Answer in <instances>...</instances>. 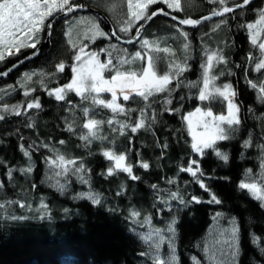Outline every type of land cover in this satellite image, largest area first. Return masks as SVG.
Wrapping results in <instances>:
<instances>
[{
	"label": "trees",
	"instance_id": "1",
	"mask_svg": "<svg viewBox=\"0 0 264 264\" xmlns=\"http://www.w3.org/2000/svg\"><path fill=\"white\" fill-rule=\"evenodd\" d=\"M106 1L75 0V3L102 11L121 38H132L138 25L130 33H120L121 24L117 23L120 20L113 19L103 9ZM241 2L235 0V3ZM183 3V11L157 4L149 12L163 8L179 17L200 18L220 9L211 0H183ZM227 5H234L233 0H227ZM260 10H264V0H255L244 9L198 28H186L170 18L158 16L146 27L140 40L148 39L154 46L158 43L160 48H168V53L148 52L139 41L125 45L114 38H97L93 42L85 34L86 26L80 23L81 18L95 20L104 32L109 31L90 12H75L60 19L37 58L0 79V89H3L0 114L5 116L0 120V205H3L0 208V264H153L150 256L141 255L148 251V244L140 234L147 233L150 227L164 229L167 241L172 234L166 229L173 219L178 264H196V260L200 264H232L229 244L233 221L239 229L235 264H264V207L248 190L239 188L241 181H264L261 167L264 150L258 147L264 144V103L257 100L259 86L264 84V69L260 72L255 69L262 55L258 47L261 42L253 46L246 28L247 23L259 19ZM222 20L226 23H221ZM47 31L46 22L36 49L46 40ZM181 32L187 33V37ZM70 41L78 46L86 44V50L97 52L114 44L113 57L131 59L136 51L153 55L158 60V75L170 72L175 63L185 71L178 81H172L169 91L157 93L147 101L135 94L128 101L120 96L118 103L125 112L114 114L74 91L68 92L64 101H58L48 92L71 82L74 75L71 66L75 64L77 50ZM36 49H22L18 55L0 62V73ZM213 52L224 56L226 63L214 62L211 74L218 77L215 80L218 86H232L236 92L234 103L240 106L238 131L232 139L217 142L218 149L229 155L227 163L219 160L212 149L205 150L203 156L192 150V136L184 119L197 108L206 111L210 108L214 115H227V102L221 98L199 99L203 66L207 55ZM100 57L103 61L108 58L104 52ZM61 62L65 69L57 72L55 65ZM113 63L121 67L117 59ZM144 66L146 61L137 60L123 65L121 70L139 71ZM25 73L36 75L31 81H25ZM105 77L109 78L110 73L106 71ZM249 81L257 84V88L253 89ZM25 91L29 92L28 96L24 95ZM99 98L109 101L111 96L101 93ZM35 100H39L41 108L27 109V103ZM16 104L21 105V115L2 111L4 105ZM85 108L89 109L87 114ZM142 111L145 127L136 132L126 127L121 132V124L135 126ZM89 119L104 121L97 135L106 139L90 137L89 142L81 138L89 134L83 127ZM109 120L113 123L108 124ZM246 139H251L252 147H244ZM21 146L30 156H24ZM105 151L125 155L132 166V175L138 179L116 169L114 161L103 155ZM59 156L76 161L75 166H68L73 171L57 175L62 170L50 161ZM192 160L199 162L203 171L200 178L221 203H209L210 193L189 173L181 171ZM143 163L149 167L143 168ZM29 165L32 172L19 170ZM81 165L85 171L76 174L75 168ZM110 167L111 175L107 172ZM8 169L13 170L11 178L7 175ZM81 175L87 183L81 182ZM89 192L100 199L99 204L79 196ZM172 193L184 203L173 199ZM192 196L201 202H192ZM21 203L25 206L20 207ZM42 204L47 208L42 209ZM132 211L140 213L141 221L151 217V225L134 224ZM217 213L221 215L216 217ZM13 216L25 218L12 219ZM255 237L260 238L259 243L254 242ZM168 252L165 242L160 249L162 258Z\"/></svg>",
	"mask_w": 264,
	"mask_h": 264
},
{
	"label": "snow or ice",
	"instance_id": "2",
	"mask_svg": "<svg viewBox=\"0 0 264 264\" xmlns=\"http://www.w3.org/2000/svg\"><path fill=\"white\" fill-rule=\"evenodd\" d=\"M211 2L220 5V11H212L210 16H203L200 19H178L173 16L172 19H178L179 25H198L203 20L211 19L216 16H224L226 13H232L238 8H243L251 3V0H242V3H235L233 0L234 7L227 6V0H211ZM120 3L126 6L127 18L122 22L117 21L121 26L118 28L120 33H130L133 27H136L135 36L131 38L129 43L132 41L139 40L140 30L144 27L141 21H150L153 17L158 15L170 16V12H166L163 8H158L156 11L149 12V9L153 5L164 4L170 10L183 11L182 0H120ZM109 11L115 12L116 4L109 0ZM83 5L75 3V0H0V62H3L8 57H13L18 55L22 49H36L37 44L40 42V34L43 32L46 22L47 28L50 31L52 27L51 21L55 19L57 14H70L76 12ZM81 24L86 26V35L93 42L97 38H105L111 40L116 36V30H111L110 33L104 32L99 23L92 19L81 18ZM221 23H226V21H221ZM219 27V25H217ZM246 28L249 30L250 41L253 46L257 45V39L261 32H264V10L259 11V19L255 23H247ZM69 36L72 32L69 31ZM185 38L187 33L181 32ZM142 48L148 52H164L168 53L170 50L168 48H160L159 44H155L148 39L139 40ZM71 43V41H70ZM73 49H76V54L74 60L76 64L71 66V71L74 74L72 76L71 82L65 84L62 87H56L48 92L49 96H54L58 101H64L66 94L68 92H75L77 95L84 99H91L92 103L97 106H102L104 108L110 109L112 113L125 112V108L119 104L118 94L122 95L123 100L128 101L133 94L138 95L142 100L147 101L149 97L154 96L157 93L169 91V85L175 79L178 81L179 76L185 71L179 63H175L171 66V71L163 75H158L156 68L158 65V60L153 57V55H142L141 51H136L132 55L131 59L125 56L113 57L111 49H115L116 45L110 44L108 48L100 49L97 51H86L87 45L83 44L78 46L75 43H71ZM189 45L184 44V48L187 49ZM259 50L261 52V58L255 64V69L260 72L264 69V42L259 43ZM126 52V50H123ZM107 53L108 58L101 62L100 53ZM36 52L31 53L30 56L25 57V59L31 58V56L36 55ZM117 59L121 67H117L113 60ZM141 60L146 61V66L142 67L139 71L133 70L131 68L127 70H121L123 65H131L135 61ZM214 62L216 64L226 63L224 56L220 55L218 52H213L207 55L206 64L204 67L203 76V88L200 90L199 99L201 101L209 100L212 98L219 97L223 101L227 102V115L220 114L214 115L212 110L209 108L207 111H202L197 108L195 112H190L184 119L187 121L189 132L192 136L191 148L195 153L203 156L205 150L212 149L214 155L221 161L227 163L229 161V155L217 147L218 141H226L233 138V134L238 131V126L241 121L239 118L240 106L234 103V98L236 92L232 89L230 84H223L222 86H215L214 81L218 77L211 75V70L214 67ZM23 63V60L19 61ZM16 65H13L15 67ZM57 72H63L65 69V64L63 62L55 65ZM11 69L0 74L7 76ZM110 73V77H105V72ZM222 74V73H221ZM33 75L36 73H25V81H31ZM43 84L44 81L41 80ZM253 89L257 88V84L249 81ZM211 85V87H210ZM26 86V85H25ZM177 86H179L177 84ZM3 89H0L2 91ZM111 93V100L105 101L99 98L101 93ZM25 96L29 95L28 91L24 92ZM257 100L264 103V84H261L258 89ZM171 103V101H167ZM27 109H40L41 104L39 100L29 102L26 105ZM21 105L16 104L9 107L4 105L3 112H11L14 115H21L20 111ZM85 114L89 112V109H84ZM195 117V120L193 119ZM5 116L0 114V120H4ZM104 123V121H98L95 119H89L87 123L83 125L85 129L88 130V135L82 136L81 138L86 141H90V137H95L97 139H106L105 137H100L97 135L99 127ZM113 120H109L108 124H112ZM119 123V121H116ZM31 126V125H29ZM131 127L132 132H136L139 129L145 127V120L143 118V111L141 113V119L135 126L129 124H121V132L124 128ZM197 129H201L198 131ZM69 130L71 131V125H69ZM63 143V141H61ZM244 147H252L251 139H246L244 141ZM259 148L264 150V144L258 145ZM23 150V146H21ZM24 156H30L27 150H23ZM103 155L110 161L115 162V168L120 169L124 172L129 173L132 179H138V177L132 175V166L126 165L124 161L126 160L125 155H115L112 151H105ZM50 163L59 167L62 171L57 173V175L64 174L73 171V168L68 167L69 165L75 166V160H65L64 156H59L56 160H51ZM143 168L147 169L149 167L148 163H143L141 165ZM195 166V167H194ZM261 167L264 168V159H262ZM21 172L30 173L33 171L32 167L29 165L27 168L19 169ZM85 171L84 167L81 165L75 168L76 174H81ZM181 171L189 173L199 184V186L210 193L209 203L219 204L221 201L217 198L214 193L200 178L203 176V171L199 166L197 160H192L187 167L181 168ZM251 172V170H248ZM109 175L113 173V169L110 167L107 169ZM13 170L8 169L7 175L9 178L12 177ZM82 183H87L80 176ZM63 189V185H60ZM239 188L243 190H248L249 194L257 201L261 202V206L264 207V181L261 183H246L241 181ZM81 198H87L92 201L93 204H99L100 199L94 193H80ZM173 199H180L176 193H172ZM191 201L195 203H200L201 201L195 197H191ZM181 203H184L180 199ZM20 207L25 205L21 203ZM3 205H0L2 208ZM42 209H46L47 205L42 204ZM67 211V209H65ZM221 214L217 213L216 217ZM140 213L138 211L131 212V219L134 224H139L141 226L151 225V217H145L143 221L139 219ZM12 219H24L25 217H11ZM215 218V217H214ZM175 219L167 226V231L172 234L171 238H166L163 236L164 229L151 228L145 234H140V238L148 244V251L141 253L144 256H150L153 264H178V256L175 250L174 237L176 234L175 229ZM135 231V229H132ZM238 225L233 221V226L231 228V243L229 248L231 250V256L233 257L232 264H235L234 258L237 255V239H238ZM259 237L254 238L255 243H259ZM167 242L169 246V252L161 256L160 249L163 244ZM195 259V258H194ZM215 259V257H213ZM196 264H200L199 260H196Z\"/></svg>",
	"mask_w": 264,
	"mask_h": 264
},
{
	"label": "water",
	"instance_id": "3",
	"mask_svg": "<svg viewBox=\"0 0 264 264\" xmlns=\"http://www.w3.org/2000/svg\"><path fill=\"white\" fill-rule=\"evenodd\" d=\"M254 1H255V0H251V3H250V4H248L247 6H245V7H243V8H238V9H236V10L244 9V8L250 6ZM241 3H242V2H241ZM227 6H228V7H234V5H227ZM164 10H165L166 12H170L171 15H170V16L158 15V16H164V17L170 18L171 20H173V21H175V22H177V23H178V19L192 18V17H179V16H177L176 14H174L173 11H169V10H166V9H164ZM220 10H221V8H220L219 10H216V11H220ZM236 10H235V11H236ZM155 11H156V10H155ZM76 12H90V13H93V14L97 15V16H98V17H99V18L105 23V25H106L107 28H108L109 33L111 32V30H115V29H114V26H113V24H112V21L110 20V18H109L105 13H103L102 11H100V10L94 8V7H90V6H85V5H83V7H82V8H79ZM74 13H75V12H74ZM74 13H70V14H57L56 17H55V19L51 21V23H52L51 30L49 31L48 28H47L48 31H47V38H46V40H45L44 42H42L41 44H39V46L37 47V49H36L35 51H33V52H36L37 54L34 55V56H31V58H29V59H25V58L22 59V60H23V63H19V62H17L16 64H14V65H16L15 67L11 66V67L9 68V69H11V70L8 72V75L11 74L12 72H14L16 69H18V68L21 67L22 65H24L25 63H27V62H29V61H31V60L37 58V57L40 55L42 49L48 44V42H49V40H50V38H51L52 31H53V28H54L55 24H56L60 19L67 18V17L71 16V15L74 14ZM211 13H212V12H211ZM211 13H208V14H206V15H204V16H210ZM229 14H230V13H226L224 16H227V15H229ZM158 16L153 17L150 21H142V22H141V23L144 24V27L140 30V37H139V40L142 38V36H143V34H144V31H145L146 27L151 23V21H153V20H154L155 18H157ZM173 16L177 17L178 19H176V20L172 19ZM224 16H222V17H224ZM202 17H203V16H202ZM220 17H221V16H216V17H212L211 19H208V20H203L200 24L195 25V26H193V25H182V26H184V27H186V28H198V27L202 26L203 24H205V23H207V22H209V21H212V20H214V19L220 18ZM200 18H201V17H200ZM200 18H192V19H200ZM138 26H139V25H138ZM135 33H136V31H135ZM134 36H135V34H134ZM113 38H114L115 40H117L118 42H120V43H122V44H125V45H132V44H135V43H137V42L139 41V40H136V41H132L131 43H129V41L131 40V38H129V39L121 38L117 33H116V36H114ZM33 52H32V53H33ZM30 55H31V54H29L28 56H30ZM28 56H26V57H28ZM20 61H21V60H20ZM9 69H7V70H9ZM7 70H5V71H7ZM5 71H4V72H5ZM4 72H2V73H4ZM2 73H0V74H2ZM2 77H5V76L0 75V79H1Z\"/></svg>",
	"mask_w": 264,
	"mask_h": 264
},
{
	"label": "rangeland",
	"instance_id": "4",
	"mask_svg": "<svg viewBox=\"0 0 264 264\" xmlns=\"http://www.w3.org/2000/svg\"><path fill=\"white\" fill-rule=\"evenodd\" d=\"M111 2L116 4L115 12L109 11V6H110V4H109V0L106 1V2H103V4H104L103 9L109 11L110 14H111V16H112L113 19H115V20L123 21L124 19H126V18H127V10H126V6L123 5V4H121V3H120V0H111ZM182 7L184 8L183 0H182ZM253 23H255V22H253ZM263 33H264V32H261V33H260V35L258 36L257 41L264 42V34H263ZM86 51H88V50H86ZM99 58H100L101 62H104V61L101 59V57H99ZM75 64H76V61H75ZM210 74H211V73H210ZM211 75H212V74H211ZM214 84H215V86H218L217 83H216L215 81H214ZM210 87H211V85H210ZM105 93H107V92H105ZM109 94H110V96H111V93H109ZM120 96H122V95H119V94H118V99H119ZM110 100H111V99H110ZM106 102H107V101H106ZM117 102H118V101H117ZM233 102H234V101H233ZM201 110H202V109H201ZM202 111H206V110H202ZM194 112H195V111H194ZM193 119L195 120V117H193ZM197 130L200 131L201 129H197ZM124 163H125L126 165H129V164L127 163V160H125ZM114 164H115V162H114Z\"/></svg>",
	"mask_w": 264,
	"mask_h": 264
}]
</instances>
